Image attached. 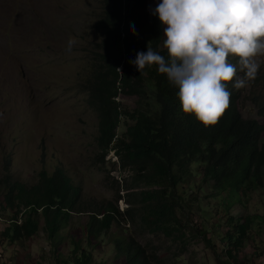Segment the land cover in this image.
<instances>
[{
    "label": "trees",
    "instance_id": "obj_1",
    "mask_svg": "<svg viewBox=\"0 0 264 264\" xmlns=\"http://www.w3.org/2000/svg\"><path fill=\"white\" fill-rule=\"evenodd\" d=\"M152 1L102 0L101 40L82 86L97 119L101 157L112 151L123 169L134 172L136 185L161 188L139 192L131 188L113 201H93L55 164L43 166L36 182L26 184L15 180L4 163L0 176L3 251L24 248L26 241L42 234L50 264H163L127 233L125 226L133 212L138 211L147 227L171 236L181 227L177 210L186 218L194 214L185 200L189 192L200 209L195 190L207 187L211 192L207 198L223 199L215 210L220 217L229 214L232 205H244L252 193L264 191L263 98L254 101L260 120L246 119L238 109L243 89L229 83L230 107L215 126L204 128L193 116H182L177 88L155 66L139 73L130 63L138 52L147 51L149 42L166 56L161 46L163 27L153 14L157 6ZM259 76L256 83L263 80ZM119 96L137 97L136 108L123 111ZM156 104L162 106L160 110ZM122 120L125 132L118 137ZM196 175L199 183L193 182ZM122 199L127 205L123 211L117 205ZM252 221L250 216H227L222 249L206 238L204 225L196 232L213 251L216 264H255V257L240 255ZM16 264L29 263L21 259Z\"/></svg>",
    "mask_w": 264,
    "mask_h": 264
},
{
    "label": "rangeland",
    "instance_id": "obj_2",
    "mask_svg": "<svg viewBox=\"0 0 264 264\" xmlns=\"http://www.w3.org/2000/svg\"><path fill=\"white\" fill-rule=\"evenodd\" d=\"M150 3L157 6L160 0ZM101 6L102 0H0V176L3 164L8 163L15 180L34 183L43 166L55 164L93 201H113L131 188L137 192L161 188L159 184L136 185L134 172L123 169L112 151L101 157L96 145L97 119L82 85L101 40ZM69 37L77 40L71 52L66 51ZM258 74L262 82L254 81L243 89L238 102L246 119H259L254 101L264 100V64ZM137 100L117 98L121 109L130 112ZM124 132L122 120L116 134L120 137ZM199 179L196 175L193 182ZM195 191L202 209L189 192L185 200L194 214L186 218L176 211L179 232L167 236L155 231L140 221L136 211L127 220V233L163 264H216L197 229L204 225L206 238L222 249L227 216H250L253 221L240 255L253 256L255 264H264V220L260 218H264V191L252 193L244 205L236 203L229 214L220 217L215 210L224 200L207 198L211 193L207 187ZM117 205L121 211L127 207L123 199ZM79 218L80 222L85 219ZM4 224L0 222V230ZM49 256L42 234L26 241L24 248L15 246L5 252L0 247V264H16L21 259L50 264Z\"/></svg>",
    "mask_w": 264,
    "mask_h": 264
},
{
    "label": "clouds",
    "instance_id": "obj_3",
    "mask_svg": "<svg viewBox=\"0 0 264 264\" xmlns=\"http://www.w3.org/2000/svg\"><path fill=\"white\" fill-rule=\"evenodd\" d=\"M153 14L166 56L149 42L130 63L139 73L155 66L177 88L182 116L215 126L230 107L228 84L250 88L264 64V0H160ZM76 43L69 37L66 51Z\"/></svg>",
    "mask_w": 264,
    "mask_h": 264
},
{
    "label": "water",
    "instance_id": "obj_4",
    "mask_svg": "<svg viewBox=\"0 0 264 264\" xmlns=\"http://www.w3.org/2000/svg\"><path fill=\"white\" fill-rule=\"evenodd\" d=\"M21 76H22V74H21Z\"/></svg>",
    "mask_w": 264,
    "mask_h": 264
}]
</instances>
